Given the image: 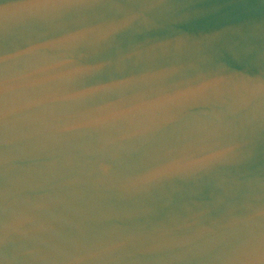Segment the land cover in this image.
<instances>
[{
	"label": "water",
	"instance_id": "1",
	"mask_svg": "<svg viewBox=\"0 0 264 264\" xmlns=\"http://www.w3.org/2000/svg\"><path fill=\"white\" fill-rule=\"evenodd\" d=\"M0 264H264V0H0Z\"/></svg>",
	"mask_w": 264,
	"mask_h": 264
}]
</instances>
